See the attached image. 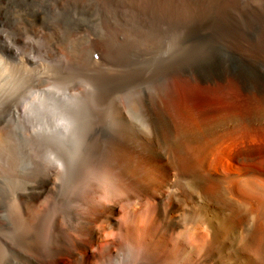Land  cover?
Listing matches in <instances>:
<instances>
[{
  "label": "bare ground",
  "instance_id": "obj_1",
  "mask_svg": "<svg viewBox=\"0 0 264 264\" xmlns=\"http://www.w3.org/2000/svg\"><path fill=\"white\" fill-rule=\"evenodd\" d=\"M189 92L159 98L132 141L118 124L128 105L102 108L96 85L31 93L43 115L16 99L33 164L59 189L61 245L41 264H264V88H239L231 116L219 108L231 89Z\"/></svg>",
  "mask_w": 264,
  "mask_h": 264
},
{
  "label": "rangeland",
  "instance_id": "obj_2",
  "mask_svg": "<svg viewBox=\"0 0 264 264\" xmlns=\"http://www.w3.org/2000/svg\"><path fill=\"white\" fill-rule=\"evenodd\" d=\"M263 48L264 0H0V264H41L61 245L59 189L33 164L19 96L20 113L43 115L31 93L96 85L102 108L128 105L132 141L159 98L173 107L191 86L231 89L220 116L238 114L239 88H264Z\"/></svg>",
  "mask_w": 264,
  "mask_h": 264
},
{
  "label": "water",
  "instance_id": "obj_3",
  "mask_svg": "<svg viewBox=\"0 0 264 264\" xmlns=\"http://www.w3.org/2000/svg\"><path fill=\"white\" fill-rule=\"evenodd\" d=\"M18 122H20V121L18 120Z\"/></svg>",
  "mask_w": 264,
  "mask_h": 264
}]
</instances>
